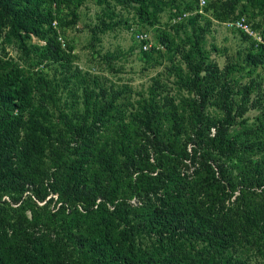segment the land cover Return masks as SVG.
Segmentation results:
<instances>
[{
  "label": "trees",
  "instance_id": "1",
  "mask_svg": "<svg viewBox=\"0 0 264 264\" xmlns=\"http://www.w3.org/2000/svg\"><path fill=\"white\" fill-rule=\"evenodd\" d=\"M81 1L0 0V264H264V50L230 29L263 74L236 82L246 66L211 60L198 23L246 17L264 35V0H207L176 36L136 40L144 71L171 56L138 91L114 78L127 54L96 48L130 28L116 5L154 27L160 0H98L91 70L61 40ZM179 1L174 17L199 8Z\"/></svg>",
  "mask_w": 264,
  "mask_h": 264
},
{
  "label": "rangeland",
  "instance_id": "2",
  "mask_svg": "<svg viewBox=\"0 0 264 264\" xmlns=\"http://www.w3.org/2000/svg\"><path fill=\"white\" fill-rule=\"evenodd\" d=\"M160 1L154 6L158 11L157 23L154 27L139 25V19L133 10L125 9L121 5H114L116 12L121 13V19L127 23L130 28L128 29L126 26H120L115 31L106 33L102 37V46L96 48L97 52L101 51L103 54L121 50L127 54V60L124 63V66L121 65L124 73L114 78L121 80L120 83L131 85V87L137 91L147 89L152 84V80L165 71L166 66H169L170 64L169 59L171 56L166 55V57L162 59V65L152 69H145L144 71V68L147 66L139 61L138 55L140 54V51L136 50L138 48V43L136 42L135 37L136 34H147L152 40L153 46L158 44V30L167 31L176 36L177 29L171 28V25L175 24L174 20L177 16H174L177 14V9L180 8V10H182L185 8L184 4L179 0H176L175 2L174 0ZM210 2L211 0H208V4ZM113 4H115V2ZM75 6L78 8V22L76 25H73L65 31L61 40L63 42H69L73 46L75 64L82 70L97 69L98 67L96 66H99L100 56L98 53L96 54V51H94L95 54L92 53L90 45L92 34L90 30L98 24L97 16L103 11L102 6L99 5L98 0H82L81 2H76ZM198 13L209 16V13L206 15L205 7H199L194 11L186 13V17L176 23L184 22L186 19L188 20V18L194 17ZM260 19L261 16L257 17L255 21L259 22ZM187 22L188 21H185L184 24H187ZM198 23L205 25L206 32L204 33L203 47L206 49L211 60L217 62L223 69L227 65L233 66L235 70H237L240 65L246 66V56L251 47L249 41L243 40L237 31L228 29L225 23L213 20L210 25H207L203 19H200ZM182 31V38H186V34L189 35V33L184 30ZM37 42L38 40H34V43ZM132 48H135L136 50L133 55H131ZM160 49L164 50L163 47H160ZM11 55L16 56L12 51ZM251 70L252 68L250 66H246V69L245 71H242V74L233 73L235 81H238L241 84H248L253 80L260 81L261 78H259V76L261 75V77H263L262 70H254L250 75L249 72H251ZM174 78L175 77H171V81L164 82V84L171 83L170 88L168 89L171 91L172 96L177 93L176 87L173 84L176 80ZM239 91L241 92V90ZM240 92H238V94L241 98L242 95ZM256 115H258V113L253 111L247 115V118L251 119L249 123L250 125L253 124V119Z\"/></svg>",
  "mask_w": 264,
  "mask_h": 264
},
{
  "label": "built area",
  "instance_id": "3",
  "mask_svg": "<svg viewBox=\"0 0 264 264\" xmlns=\"http://www.w3.org/2000/svg\"><path fill=\"white\" fill-rule=\"evenodd\" d=\"M206 5H207V0H199L200 8H204L206 7ZM184 17H186L185 14L181 16H177L174 22L176 23L177 21L182 20ZM225 25L228 29H235L244 32L247 36H249L253 40L257 48L264 50V35L262 34V32L256 30L253 27V24L246 17H241L239 19L227 22L225 23ZM135 37L138 42L140 43L143 42L144 51H149L152 49L153 43L147 34L137 33Z\"/></svg>",
  "mask_w": 264,
  "mask_h": 264
}]
</instances>
